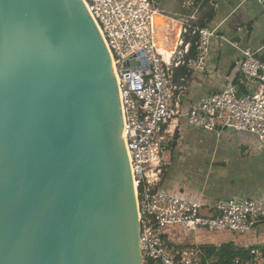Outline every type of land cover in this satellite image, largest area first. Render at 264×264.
<instances>
[{
  "label": "water",
  "instance_id": "obj_1",
  "mask_svg": "<svg viewBox=\"0 0 264 264\" xmlns=\"http://www.w3.org/2000/svg\"><path fill=\"white\" fill-rule=\"evenodd\" d=\"M0 264H143L117 77L83 0H0Z\"/></svg>",
  "mask_w": 264,
  "mask_h": 264
},
{
  "label": "built area",
  "instance_id": "obj_2",
  "mask_svg": "<svg viewBox=\"0 0 264 264\" xmlns=\"http://www.w3.org/2000/svg\"><path fill=\"white\" fill-rule=\"evenodd\" d=\"M83 1L105 41L117 77L143 264H223L217 253L208 252L198 242L173 240L167 227L195 234L224 230L248 233L264 222V197L231 196L209 203L203 200V193L195 200L166 191L162 187L169 165L165 154L173 148L181 119L190 127L217 136L225 129L244 132L264 152L263 48L240 49L217 29L199 25L204 0L185 4L191 7L197 3L198 7L189 15H179L180 29L172 49L160 46L158 18L163 11L158 0ZM256 1L264 6V0ZM217 38L241 50L234 76L221 89L184 107L182 99L189 90L190 77L185 76L178 84L176 70L186 67L191 75L209 71ZM131 59L139 64L126 66ZM229 264H264V250L251 247L247 259L236 256Z\"/></svg>",
  "mask_w": 264,
  "mask_h": 264
},
{
  "label": "crops",
  "instance_id": "obj_3",
  "mask_svg": "<svg viewBox=\"0 0 264 264\" xmlns=\"http://www.w3.org/2000/svg\"><path fill=\"white\" fill-rule=\"evenodd\" d=\"M158 2L163 11V14L158 18V22L163 24L159 23L161 30L169 29L174 24L173 29L178 26V32L180 27L175 16L190 14L188 12L189 9L186 10L184 8L186 7L185 3L188 1L158 0ZM203 4L202 8L199 9V16L203 17L206 26L211 29H217L219 35L234 41L240 49L250 48L258 50L263 48L261 53L264 55V6L256 0H211V6L207 2ZM209 13L213 15L212 19L208 18ZM165 18L169 19L168 22ZM170 38H164L165 42L162 41L163 45L166 44V41L173 43V40H175L174 35H171ZM239 48L220 38L216 39V44L213 43L212 54L209 59V71L195 73L190 77L189 90L182 99L184 107H187L200 97L221 89L226 81L233 78L236 63L242 57ZM174 124L172 125L173 130L175 129ZM254 141L255 139L250 136L249 141L245 139H224L217 141L218 144H213L215 147L231 152L235 158L233 163L235 164L234 169L236 172L230 176V180L226 185H220V183L216 185L210 178L205 180L193 178L190 174L196 170V167L188 162L189 167H186L184 172H181L182 169L178 168L179 175H175L177 177L176 180L179 182V190L184 191L183 193L188 196L196 198L203 193V200L209 203H216L223 198L240 195L244 197H264V152L254 146ZM193 144V141H186L185 147H192L194 146ZM165 155L170 164L173 150ZM183 158H185V161L190 159L189 156H183ZM169 177V175L166 176L165 181L169 180ZM172 184L167 185L168 188L173 187ZM184 184L188 186L183 187ZM222 185H224V192L220 190ZM201 233L204 234H196L191 241L202 244L205 250H207L206 248H218L222 244L227 243H234L243 248L256 246L263 249L264 247V222L257 224L248 233H238L229 230L212 234ZM172 239L175 240L174 238Z\"/></svg>",
  "mask_w": 264,
  "mask_h": 264
},
{
  "label": "rangeland",
  "instance_id": "obj_4",
  "mask_svg": "<svg viewBox=\"0 0 264 264\" xmlns=\"http://www.w3.org/2000/svg\"><path fill=\"white\" fill-rule=\"evenodd\" d=\"M189 1V0H186ZM188 3V2H187ZM186 4V3H185ZM196 7H198V4L195 3L193 6H186L184 7L186 10L189 9V13H192L195 11ZM176 20L180 18V16H175ZM165 20H167L165 18ZM169 20V19H168ZM167 20V22H168ZM178 21V20H177ZM160 23V22H159ZM179 27H180V22ZM162 24V23H160ZM163 25V24H162ZM173 26L169 29H163L161 34V41L160 46L163 47L165 45L166 49H172L173 43H169L166 41V44L163 45L162 41L164 42V38L171 39V35L175 37V33H177L178 26H176L174 29ZM173 31H172V29ZM173 33H172V32ZM179 31V30H178ZM175 41V40H173ZM214 44H216V39L213 41ZM180 125L178 126L177 131L174 135V145H173V157H171L170 164L166 167V170L164 171V178L163 181H165L166 176H170L169 180H166L163 184V189L169 192H174L176 194H180L182 196H185L187 198H191L195 200L200 199L199 197L194 196H188L187 194L183 193L181 190H179V182L177 177L175 175H179L178 168H181V172H184V169L186 167H189V164H193L196 167V170L191 172V176L195 179H211L213 180V183L216 185L224 184L226 185L229 180L230 176L233 175L236 171L234 169L235 164L233 163L234 156L229 151H224L223 148L215 147L213 144H218L217 141H221L224 139H230V140H250V136L244 132H238L232 129H225L223 135L217 136L215 134H211L208 132H204L198 128L190 127L187 125L186 120L182 119V122L180 120ZM186 141H193L194 146L186 148L185 143ZM209 142V143H208ZM211 142V143H210ZM257 147V145H255ZM260 146V145H259ZM261 147V146H260ZM258 148V147H257ZM170 150V152L172 151ZM196 150V151H195ZM183 156H189V160L185 161ZM187 159V158H186ZM185 161V164H184ZM189 162V164H188ZM256 165V164H255ZM180 172V173H181ZM171 181V182H170ZM176 184H175V183ZM182 182V181H181ZM173 183V187H169L167 185H170ZM183 183V182H182ZM213 183H211L213 185ZM222 185L220 187V190L223 191ZM176 186V188H174ZM188 186L187 184H184L183 187ZM209 187V186H208ZM192 188V187H191ZM196 189V188H193ZM238 198L243 199L244 196L240 195ZM174 230V231H173ZM202 231H199L197 234H204L201 233ZM167 233L170 235L169 237L174 238L178 243L183 244H189L192 243V239L195 237L194 232L189 231H182L178 229V227L168 226L167 227Z\"/></svg>",
  "mask_w": 264,
  "mask_h": 264
},
{
  "label": "trees",
  "instance_id": "obj_5",
  "mask_svg": "<svg viewBox=\"0 0 264 264\" xmlns=\"http://www.w3.org/2000/svg\"><path fill=\"white\" fill-rule=\"evenodd\" d=\"M206 2L209 6H211V0H204L203 1V3H206ZM203 5H205V4H203ZM208 15H206V16H208L209 19H212L213 15L210 13ZM197 23L201 26H206V22H205V20H203V17L199 16ZM194 53H195V50H194V48H192V55H194ZM262 58H264V55L262 56ZM185 76L191 77V74L188 72L186 67H180L176 70L175 81L179 84V83H181L182 79ZM188 83H190L189 78L187 80V84ZM250 248L251 247L243 248V247H239V246L235 245L234 243H227V244H222L218 248L215 247V248H206V249L210 253H217L223 264H229L232 261V259L235 258L236 256H241L243 259H247L249 257V249ZM263 250H264V247H263ZM150 264H153V262H151Z\"/></svg>",
  "mask_w": 264,
  "mask_h": 264
},
{
  "label": "bare ground",
  "instance_id": "obj_6",
  "mask_svg": "<svg viewBox=\"0 0 264 264\" xmlns=\"http://www.w3.org/2000/svg\"><path fill=\"white\" fill-rule=\"evenodd\" d=\"M165 42V41H164Z\"/></svg>",
  "mask_w": 264,
  "mask_h": 264
}]
</instances>
